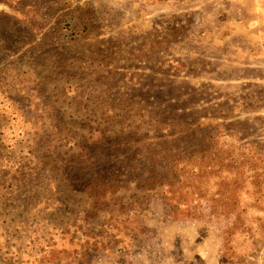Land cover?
I'll return each mask as SVG.
<instances>
[{
    "label": "rangeland",
    "instance_id": "1",
    "mask_svg": "<svg viewBox=\"0 0 264 264\" xmlns=\"http://www.w3.org/2000/svg\"><path fill=\"white\" fill-rule=\"evenodd\" d=\"M0 264H264V0H0Z\"/></svg>",
    "mask_w": 264,
    "mask_h": 264
}]
</instances>
